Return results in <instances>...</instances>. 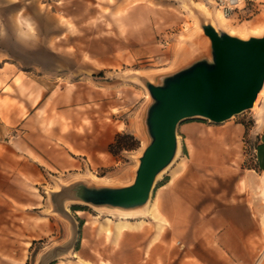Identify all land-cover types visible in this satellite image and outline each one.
Returning <instances> with one entry per match:
<instances>
[{
  "label": "rangeland",
  "instance_id": "374dc122",
  "mask_svg": "<svg viewBox=\"0 0 264 264\" xmlns=\"http://www.w3.org/2000/svg\"><path fill=\"white\" fill-rule=\"evenodd\" d=\"M182 3L188 2L143 1L157 14H149L150 21L141 23L112 22L126 12L112 15L101 8L98 13L104 16L86 22L72 23L66 20L67 15L54 21L53 5L40 6L38 21L29 24L32 30L28 38L20 35L28 23L0 24L13 35L8 40L0 38V49L11 51L0 53L5 62H0V191H11L16 184L21 189L11 166L12 159L22 160L21 146L40 142V146H56L59 150L58 146L76 144L78 135L100 139L106 133L109 145L118 134H128L135 141L132 150L113 154L108 149L106 155L88 158L82 170L56 172L44 165L36 178H20L27 193L45 201V207L35 212L52 218L51 222L74 227L72 240L68 231L57 229L52 237L36 242L23 264H68L71 255L80 249L86 223L100 226L107 219H125L117 209L69 200L57 206L53 196L76 183L113 188L133 183L138 160L148 144L144 118L151 99L142 80L157 84L162 77L206 54L209 48L203 31L200 33L195 26V19L199 26L207 21L194 10L190 15ZM68 8L69 4L62 10ZM259 25L264 26V9L250 22L229 21L227 27L245 34L257 31ZM13 74L17 77L11 85L8 80ZM26 80L39 85L40 92L23 87ZM7 82L10 85L3 87ZM25 97L30 100L28 106L24 105ZM260 101L257 110L245 111L220 124L198 118L181 122L176 129L178 154L157 178L149 205L155 191L176 176L189 177L185 179L189 185L206 196L220 198L222 205L233 203L234 197L249 191L256 193L258 189H251L246 177L264 175L253 170L254 146L264 133L255 130L256 121L264 116V99ZM134 216L124 221L144 222L147 231L143 234L148 233V237L155 221L145 214ZM254 217L261 231L254 239L253 264H264V214ZM181 241V237L173 239L175 246Z\"/></svg>",
  "mask_w": 264,
  "mask_h": 264
},
{
  "label": "crops",
  "instance_id": "0c3cea01",
  "mask_svg": "<svg viewBox=\"0 0 264 264\" xmlns=\"http://www.w3.org/2000/svg\"><path fill=\"white\" fill-rule=\"evenodd\" d=\"M143 1L154 0H0V24L28 23L20 30L21 37L28 38L32 30L29 24L38 21L39 7L50 4L54 8V21L67 15L66 20L72 23L86 22L89 18L104 16L98 13L97 9L101 8L112 15L126 12L112 22L141 23L150 21L149 14H157L149 5H143ZM67 4L69 10L63 11L62 7ZM0 38L8 40L13 35L8 28L0 27ZM0 53L10 54L11 51L0 49ZM0 62L5 64L4 58H0ZM16 77V74L11 75L8 80L11 85ZM29 81H23V87L31 88L33 93L39 91V85L29 84ZM8 85L7 82L3 87ZM29 104V98L25 97L24 105ZM133 125L132 121L131 127ZM262 128L264 122L256 121L255 130H264ZM78 137L76 144L58 146L59 150L56 146L33 142L32 146H21V161L12 159L11 166L21 189L16 184L11 191H0V264H23L34 251L35 243L52 237L57 229L68 231L70 239L73 237L72 224L62 226L35 212L45 207V201L27 193L20 178H36L44 165L56 172L82 170L88 158L108 153V133L100 139ZM188 178L173 177L155 191L145 214L155 221L148 237V233L143 234L147 229L141 221L122 220L100 226L86 223L80 249L71 255L68 264H253L254 239L261 231L254 216L264 214V175L246 177L247 185L258 189L256 193L249 191L226 205L221 204L220 198L206 196L196 186L189 185L185 180ZM261 224L264 225V221ZM175 237L182 238L179 246L173 242Z\"/></svg>",
  "mask_w": 264,
  "mask_h": 264
},
{
  "label": "water",
  "instance_id": "95a60500",
  "mask_svg": "<svg viewBox=\"0 0 264 264\" xmlns=\"http://www.w3.org/2000/svg\"><path fill=\"white\" fill-rule=\"evenodd\" d=\"M209 48L157 84L142 80L151 103L144 118L148 144L138 160L134 181L126 187H95L82 183L63 188L53 197L95 208L135 211L145 207L157 177L177 152V126L189 119L223 123L252 109L264 87V36L246 40L200 22Z\"/></svg>",
  "mask_w": 264,
  "mask_h": 264
},
{
  "label": "bare ground",
  "instance_id": "6f19581e",
  "mask_svg": "<svg viewBox=\"0 0 264 264\" xmlns=\"http://www.w3.org/2000/svg\"><path fill=\"white\" fill-rule=\"evenodd\" d=\"M182 8L185 11L189 12L190 15L193 14V12H192L193 10L196 11V12H198L205 19V21H207V23H209L215 30L223 31V32L227 33L230 36H234V37H237V38L243 39V40H246V39H248L250 37L259 38V37L264 36V26L261 27V25L258 26V28L256 29L257 31H251L250 30V31H246L245 34L243 32L242 33L240 32V33L237 34L235 32L230 31V28L227 27V24L229 22L228 20H226L225 18H223L220 13L209 10L206 6L202 5L201 3H194V2L193 3H182ZM248 22H250V21H248ZM244 23H247V22H244ZM195 26H196V29L200 33H202L201 27L198 25V21L196 19H195ZM206 39L208 41V38L207 37H206ZM261 99H264V87H262L261 91L259 92V94L257 96V99L255 100V102L253 104V107L251 109L252 111L257 108V104H258V102ZM262 120H264V119L259 118L258 123L261 124L262 122H264ZM137 125H138V130H139V133H140L141 132L140 131L141 129H140L138 123H137ZM178 151H179V148L177 146V152H176L175 157L177 156ZM149 208H150V205H149V202H148L145 205L144 208H142V209H140L138 211H122V213H120V214L126 220H128L130 218H134L135 217L134 215L148 214ZM125 219H123V220H125ZM106 222L111 223L112 221L107 219Z\"/></svg>",
  "mask_w": 264,
  "mask_h": 264
},
{
  "label": "built area",
  "instance_id": "2783aa9c",
  "mask_svg": "<svg viewBox=\"0 0 264 264\" xmlns=\"http://www.w3.org/2000/svg\"><path fill=\"white\" fill-rule=\"evenodd\" d=\"M188 3H201L209 10L221 14L234 23H244L254 19L262 9L264 0H180Z\"/></svg>",
  "mask_w": 264,
  "mask_h": 264
},
{
  "label": "trees",
  "instance_id": "16d2710c",
  "mask_svg": "<svg viewBox=\"0 0 264 264\" xmlns=\"http://www.w3.org/2000/svg\"><path fill=\"white\" fill-rule=\"evenodd\" d=\"M135 141L132 136L128 134H118L114 141L109 145V152L115 153L122 150H132ZM254 166L253 170L257 172H264V133H262L259 142L254 146Z\"/></svg>",
  "mask_w": 264,
  "mask_h": 264
}]
</instances>
